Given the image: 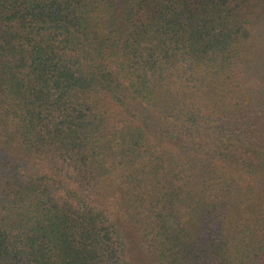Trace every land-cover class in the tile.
Instances as JSON below:
<instances>
[{
  "label": "trees",
  "instance_id": "16d2710c",
  "mask_svg": "<svg viewBox=\"0 0 264 264\" xmlns=\"http://www.w3.org/2000/svg\"><path fill=\"white\" fill-rule=\"evenodd\" d=\"M0 264H264V0H0Z\"/></svg>",
  "mask_w": 264,
  "mask_h": 264
}]
</instances>
